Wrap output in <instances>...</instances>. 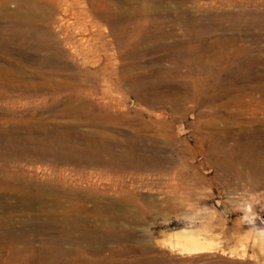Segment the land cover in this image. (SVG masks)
Returning <instances> with one entry per match:
<instances>
[{"label":"rangeland","instance_id":"obj_1","mask_svg":"<svg viewBox=\"0 0 264 264\" xmlns=\"http://www.w3.org/2000/svg\"><path fill=\"white\" fill-rule=\"evenodd\" d=\"M75 1L0 0L99 46L80 95L0 49V264H264V0Z\"/></svg>","mask_w":264,"mask_h":264},{"label":"bare ground","instance_id":"obj_2","mask_svg":"<svg viewBox=\"0 0 264 264\" xmlns=\"http://www.w3.org/2000/svg\"><path fill=\"white\" fill-rule=\"evenodd\" d=\"M74 2H76V1L74 0ZM78 3L79 2H77V4ZM60 6L62 7V14L61 15H63V16L74 15L75 17H78L79 14H81V13L85 14V12L83 10H80V9L78 11L75 10L72 3L67 4L66 2H64ZM75 6H77V5H75ZM7 13H8V10H7ZM9 15H10V13H9ZM39 16H34V15H31L28 13L14 15L12 18L13 22H12L11 34H8L6 32V30L8 28V24L6 22H2L0 24V49L2 51L13 50L17 55H19L21 57H25L26 60H28V62H30L32 65H34V67L32 69V74H30V76L28 77V78H30V80L32 82H37V81H35V79H40L43 82H45L46 84H57V83H64L65 81H68V84L69 85L71 84L70 86L74 87L73 88L74 89L73 95H80L83 93L88 94L89 89H88V87H86V83H84L83 78H81L83 75L82 76L80 75L79 69H80L81 64H85L86 62H91L93 59V55H95V53H97L99 50V48H98L99 46L96 44L95 37H93L95 33L92 34L93 33L92 28L90 29L89 38H82V40L80 42H77L76 40H74V36H72V33L70 31L71 24L69 23L68 19H66V21H62L59 24V26L56 28V30H52L51 24L49 23L50 24L49 25L44 20L40 19ZM63 16H61V19L65 18ZM97 37H98V35H97ZM90 41H92V42L90 43ZM84 42H86V43L84 44ZM101 45H103V42H101ZM64 48H66L67 50L65 51ZM87 55H90L91 57H89V56L87 57ZM35 66H37V68ZM41 67H49V70L47 69L48 71H44L43 69H41ZM68 70H74V73L65 74V72H67ZM18 79H20V78H18ZM71 79L76 80V82L71 81L72 82L71 83L70 82ZM61 92H60V95H61ZM33 197H35V196H33ZM24 202H25V200H24ZM12 223L13 222H11V224ZM84 226H86V225L84 224ZM63 234L65 235L66 232H64ZM97 237H101V236H97ZM16 238H18V237H16ZM66 238H68V237H66ZM92 238H93V236H92ZM62 239H64L62 237V235L51 234L48 237V240L52 243V246L49 248L42 249V250L40 249V251L38 250L40 252L39 253V258H40L39 263L40 264H51V263H53V261H56L57 255L68 253V251L65 250L63 247H61V245H60V241ZM104 239H106V238H104ZM93 241H94V239L92 240V242ZM64 242H65V240H64ZM108 242H109V239H108ZM102 245H103V243H102ZM32 247H33V245H32ZM67 249H69V248H67ZM11 253H12V251H11ZM84 257H85V255H84ZM77 263H78V261H77Z\"/></svg>","mask_w":264,"mask_h":264}]
</instances>
